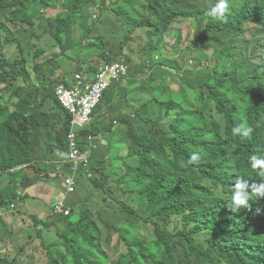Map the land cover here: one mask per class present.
Instances as JSON below:
<instances>
[{"label":"trees","instance_id":"trees-1","mask_svg":"<svg viewBox=\"0 0 264 264\" xmlns=\"http://www.w3.org/2000/svg\"><path fill=\"white\" fill-rule=\"evenodd\" d=\"M228 2L226 19L220 20L210 15L219 0H125L134 17L114 10L123 31L129 28L118 42L113 31L112 36L95 34L98 20L93 19L104 12L106 0H0V185L6 175L18 177L14 169L32 165L38 174L24 178L28 188L40 181L36 166L49 154L67 156L71 116L58 102L55 87L65 83L70 88L58 75L70 62L74 66L63 73L70 79L83 71L96 74L103 61L124 58L130 35L140 30L148 34L151 51L160 54L167 35L188 22L194 30L192 51L200 53L191 67L194 60L188 57H197L155 62L156 54L146 49L139 72L146 79L129 80V73L126 87L123 80L105 95L93 126L83 133V145L89 134H102L123 171L107 175L95 164V155L90 184L81 177L77 186L76 195L85 199L70 203V216H31L30 240L36 235L41 241L48 264H264V209L259 206L264 201V0ZM55 6L63 11L47 17ZM91 15L95 26L88 22ZM176 36L181 39L180 33ZM23 42L36 49L31 69ZM179 48L177 42L176 52ZM124 61L129 65L131 60ZM245 67L251 75L246 80L239 77ZM132 89L136 94L129 99ZM103 112L110 124L101 121ZM56 114H64L63 129L53 137L55 150L51 146L44 154L39 128L49 127ZM109 180L114 188H104ZM97 189L130 216L121 228L113 227L127 247L117 261L104 246L100 222L107 223L90 206ZM16 191L0 189V209L16 198ZM119 194L128 197L130 208ZM143 225L153 226L154 240L141 235ZM13 233L7 228L0 246ZM22 249L1 254L0 264H22Z\"/></svg>","mask_w":264,"mask_h":264},{"label":"rangeland","instance_id":"rangeland-1","mask_svg":"<svg viewBox=\"0 0 264 264\" xmlns=\"http://www.w3.org/2000/svg\"><path fill=\"white\" fill-rule=\"evenodd\" d=\"M204 1L207 4L211 2V0H204ZM106 4H107V7L104 10V12L101 13L100 16L98 15L97 18L93 19V20H98L97 23L91 19L93 18L92 15L88 16V20H89L88 22L93 25L96 23V26L94 25L96 28V31H95L96 35L98 34L107 35L108 34L107 32H109L110 36H112V34L113 35L116 34L118 38V42H121L125 38V36L128 35L129 28L126 27L125 30L123 31L122 23L119 22V15H117V13L114 12V10L119 11V9H124L128 11L132 17H134L133 16L134 14L131 13L130 8L125 9L126 7L125 0H121L118 3H114L112 0H106ZM62 11H63L62 7L55 6L54 8H51L47 12V17L49 18L55 17L57 14H59ZM111 31H113L112 34H111ZM177 33L181 34V39L177 38L176 36ZM177 33L173 34L175 37L172 34L167 35L165 42L161 43V50L163 51L161 54L154 53L151 51V49L149 48L150 40H149L148 34H145L144 30H140L139 32L135 34L134 33L131 34L129 37V41L127 45L124 47V50L121 54L123 55L124 58H128L131 60L129 63V67H130L129 80L139 77V74H140L139 72L141 70L140 64L142 62L141 57L145 53L146 49H147V54L154 53L156 55H160L162 57V60L168 61V64L173 63L174 60H177L178 62L182 63L184 61L183 59L184 55H188V56L191 55L195 58L197 57V60L192 57H188L190 60H194V64L189 65V66L196 67L200 53L199 51L195 53H193L192 51L194 48V45H193L194 30L192 28V22H188L186 25L182 27L181 31H178ZM41 35L42 36L44 35L42 30H41ZM45 39L47 40L46 37ZM177 42L179 43V46H180L178 52H176ZM23 44H24V47L26 48V50L24 51V55L27 60V63L29 61V68L31 69V67L34 66L33 59L36 53V49L33 47L32 42H28V43L23 42ZM39 45L41 46L42 44H39ZM12 51L13 49H9L10 53H12ZM47 55H49V52L44 53L43 56L38 59V62H41V58H44ZM102 63H105V61H103ZM69 64H70L69 66L66 65L63 68L64 70L63 72H65L66 70L69 71L71 69V66H74V62H70ZM240 76L244 77V74H241ZM136 80L138 79L136 78ZM34 82L36 83L37 81L34 80ZM126 85L127 83L124 82L123 86H126ZM172 88L173 90L176 91L178 90L177 89L178 85L174 84ZM135 92H136L135 89H132L129 91L131 97L132 95L136 94ZM133 97H135L137 102L143 101L142 98L138 99V96H133ZM110 121H111L110 115L109 117L107 115L106 118L104 119V122L106 124H110ZM116 166H121V165L116 164ZM122 171L123 169L118 170L117 173L121 175ZM115 186L116 185L114 184V181L109 180L108 184L104 188H114ZM100 193H104L105 194L104 197H106L108 201L105 202L102 199L103 194L100 195ZM89 195L90 193L88 194V196ZM84 196L85 195H81V196L74 195L73 197H70V201L73 202V204H75L77 197L78 198L82 197L85 199ZM119 196L123 200L122 203H125L124 206H127L130 208L131 206L127 204L128 202H130L128 197L120 195V194ZM90 206L93 211L98 212L100 210L102 220L108 224V225L103 224L102 221L100 222L103 227V231H104L103 232L104 233V237H103L104 246L109 256L111 257V259L113 261H117L120 256L125 255L127 253V247L125 243L120 240L117 234V230L114 229L113 227L121 228L123 224L127 222L130 216L128 215V212L124 210L122 205L117 204L113 198H110L109 194L103 192V190L101 189H97L95 191L94 195L92 196ZM23 210L24 209L21 208L20 212L18 213L19 209L17 208V212L13 214V216H11V219L8 221V224H5V226L13 228L12 230L14 232L11 236H9L13 247H10L7 253L15 254L16 249L20 250L22 249L21 247H24V250L22 249L23 250L22 252L23 263L22 264H48L46 252L42 248L41 241L37 238L36 235L33 236L34 238L33 240H30V237H29L30 233L28 232H29V229H31L32 226L34 225V222L31 218L29 220L28 216L22 217V215H20L22 212H24ZM47 211H49V209ZM49 218H50V212H47L44 215L43 219L48 220ZM111 228H113V230ZM140 228H141V235L144 236L146 240L148 241L154 240L155 235H154L153 226L143 225V227L141 226ZM46 232L44 233L47 239L50 242L54 241L55 240L54 235L49 234L48 231ZM10 256L13 257L12 255Z\"/></svg>","mask_w":264,"mask_h":264},{"label":"clouds","instance_id":"clouds-1","mask_svg":"<svg viewBox=\"0 0 264 264\" xmlns=\"http://www.w3.org/2000/svg\"><path fill=\"white\" fill-rule=\"evenodd\" d=\"M228 10H229V2H228V0H219V3L215 5V7L213 9V12L210 15H212L216 19L225 20L226 19V13L228 12ZM154 61L155 62H161L162 61V57L160 55H154ZM114 64H123V65H125L128 68L127 75H125L120 81L114 82L105 91L100 105L95 109V111L93 113L92 122L89 125H87L86 127H84V128L76 129V137H77V143H78L79 148L81 149V151L83 153H85L87 151H90V150H91V152H90V155H89V168L88 169H83L82 168V169H80L77 172V174L75 176L76 177V179H75V181H76L75 192L68 194L66 199H65V202H64L65 203V210H68L69 214L65 215V213H62V214L56 213V205L62 199V195H64L67 192V189H66V186H65V179H66V177H68V176L73 174L72 169H71L72 165L69 162V160H70V141H69V138H68L69 134L71 132V128H72L71 123H72V120H73V116L70 113V111H68L67 109H65L62 106V104H61V102L59 100V97L57 95V89L60 86L67 87V85L65 83H60L58 86L55 87V95H56V98H57L58 102L60 103L61 107L63 108V110L66 111L71 116L70 125H69L70 126L69 127V132L67 134V139H66L67 140V144H68V154L63 159H60V161L58 160L59 161V166H58L57 170H55V171H49L50 168L48 166H43L44 163H48V162L51 163L52 162V160H49V159H48L47 162H43L40 165L36 166V167L40 168V170H41L39 172V174H41L40 175L41 176L40 177V181H38L34 185H31L28 188H26L24 186L22 181H24V178L29 173V170H33L34 169V168L30 167L32 165H30V166H25L24 165V166H21V167H19L17 169H14L12 171L13 173H18V172L21 173V174L18 173V177L17 178L10 177L9 175L5 176L2 184L0 185V189H2V190L9 189V186L10 187L12 186L14 188H17V191H16V198L12 202H10L7 207H4V208L0 209V240L4 237V234H5V231H6L7 228L8 229H13V228L5 226V224H8V221L11 219V216H13V214H15L17 212V208L19 209L18 213L20 212V209L23 208L24 212H22L20 215H22V217L28 216L29 220H30L31 216H33V215L39 217L40 219H43L44 216H40V215L31 213L30 211H29L30 213H26L27 210H26V207H25L26 200L31 197L29 190L32 189L34 186L38 185L39 183H42V182L47 183L48 180L59 181L61 183V190H60V192L58 194V197H57L55 203L52 205L51 210H49L50 217L51 216L68 217V216L71 215L72 209H71V206H70V203H71L70 197H73L74 195L77 194V186H78L79 181L83 180L82 178H84V180L88 184H90V179L93 177L92 157L97 154L95 152L97 150H99L100 145H103L104 144V140H105L104 137H102L100 135L95 137L93 134H89L88 139L86 140L88 142V145L84 146L83 145V138H82L83 133L88 131V130H90L91 127L93 126V123L95 122V113H96L97 110H99V108L101 106H103V100L105 98V95L110 91V89L115 84L120 83L123 80H124L123 82L127 83V77H128V75L130 73V67H129L128 64L125 63L124 58H122L120 61L115 62V63H106V62L102 63L100 65V67L98 68V72L96 74H88V73H86V71H83V72H80V73L76 74L74 76V78L70 79L66 75L64 76V74H63L64 72L60 73V71H59V73H58V75H62V77L65 79L66 83H68L70 85V88L69 87H67V88L71 90V89H73V87H75L74 85H76V83H77L76 76L80 75L83 78V82L86 83V84H93V83H95L97 75L100 73V71H101V69L103 67H105L107 65H114ZM191 64H194V61H191ZM147 66H151L149 62H147ZM241 74H244V77H241L240 76ZM250 76L251 75H250V72H249V67H245L244 70H242L239 73V77H241L244 80L248 79ZM139 78L146 79V75L139 74ZM35 84L38 86L37 82ZM123 87H126V86H123ZM123 99H124V97H123ZM13 100H18V98L17 97H13ZM4 102H7V101L2 100L1 104H5ZM49 106H51V103H49ZM51 110H53V109L51 108ZM51 110H50V112H51ZM107 115L109 117V114H107V113L104 114V112H103L104 118H106ZM62 118H63L62 120H64V114L62 115ZM115 124H117V122ZM61 127L63 129V124H61ZM42 128H45V127H40L39 130H41ZM62 129L60 130V133H61ZM54 136L58 137L60 135H58L57 133L55 135L51 134V144H54V150H55L56 144H58V142H57L56 138H53ZM41 141H42V137L40 138V142ZM93 147H95V148H93ZM49 155H53V154H49ZM37 174H38V172L35 170V175H37ZM25 183H26V181H25ZM23 198H25L26 200L23 201ZM241 202H243V201H241ZM259 206H260V209H264V201H262V203H260ZM20 215H18V216H20ZM43 220H45V219H43ZM5 247H7V249L12 247V244H11V241H10L9 237L6 239V242L1 244V246H0V257H2V255L6 254L8 252V250L5 251Z\"/></svg>","mask_w":264,"mask_h":264},{"label":"built area","instance_id":"built-area-1","mask_svg":"<svg viewBox=\"0 0 264 264\" xmlns=\"http://www.w3.org/2000/svg\"><path fill=\"white\" fill-rule=\"evenodd\" d=\"M128 73V68L123 64L107 65L103 67L97 75L93 84H86L83 78L76 76L77 83L73 89L60 86L57 89V95L62 106L70 111L73 116L71 123V132L69 134L70 141V164L72 165L73 174L66 177L65 186L67 192L62 195V199L56 205V213L65 215L69 214L65 210V199L68 194L75 192L76 174L80 169L89 168L90 151L83 153L78 146L76 129L84 128L93 120V113L100 105L105 91L117 81H120ZM95 148V147H93Z\"/></svg>","mask_w":264,"mask_h":264},{"label":"crops","instance_id":"crops-1","mask_svg":"<svg viewBox=\"0 0 264 264\" xmlns=\"http://www.w3.org/2000/svg\"><path fill=\"white\" fill-rule=\"evenodd\" d=\"M61 72L62 71H60V73ZM128 97L129 99L131 98L130 93ZM52 107L53 106L51 105L50 108ZM62 119H63L62 115L59 114H56L53 117L51 116L49 127L41 129L44 135L42 137V141L39 142L40 151L42 153L49 154L50 147L54 146V144H51V134L55 135L57 133L58 135H60V130L62 129L61 127L63 121ZM104 119L105 118H103L101 121H104ZM100 136L103 137L102 134ZM109 136L111 137V135ZM104 144H105V148L101 149L100 152L96 154L94 162L95 164H99L100 168L106 171V174L109 175L113 170H115L116 172L120 170L118 169L116 164H120L121 166L122 164L121 162H117V161L115 162L114 160H112L111 158L112 152L107 150L108 147L110 146V143L107 140H104ZM57 157L58 156L56 153L55 155H49L48 159L52 160V162L44 163L43 166H48L50 168L49 171L57 170L60 161V159H58ZM29 173L35 174V169L29 170ZM60 190H61V183L59 181L48 180L47 183L42 182L34 186L32 189L29 190L31 197L27 199L25 203V207L27 210L26 213L31 212L40 216H44L47 212H49L47 211L48 209L51 210L52 205L55 203Z\"/></svg>","mask_w":264,"mask_h":264}]
</instances>
